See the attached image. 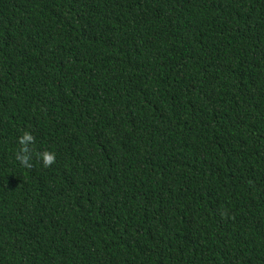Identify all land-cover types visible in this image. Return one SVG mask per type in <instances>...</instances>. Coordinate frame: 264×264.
<instances>
[{
  "label": "trees",
  "instance_id": "obj_1",
  "mask_svg": "<svg viewBox=\"0 0 264 264\" xmlns=\"http://www.w3.org/2000/svg\"><path fill=\"white\" fill-rule=\"evenodd\" d=\"M0 264H264V0H0Z\"/></svg>",
  "mask_w": 264,
  "mask_h": 264
},
{
  "label": "clouds",
  "instance_id": "obj_2",
  "mask_svg": "<svg viewBox=\"0 0 264 264\" xmlns=\"http://www.w3.org/2000/svg\"><path fill=\"white\" fill-rule=\"evenodd\" d=\"M32 136L28 133H25L22 138L20 139V143L22 145H25V147L21 150L23 152H26L27 151V147L26 145L32 141ZM42 160L44 162V165L47 167V166H51L54 162H55V155L53 153H50V152H45L42 154ZM18 159H21L22 161L26 162L28 157L27 156H23V157H19L18 156Z\"/></svg>",
  "mask_w": 264,
  "mask_h": 264
}]
</instances>
